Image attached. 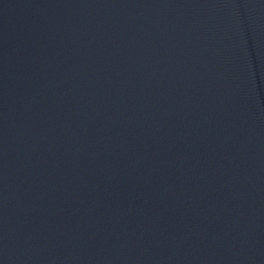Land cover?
<instances>
[{
  "label": "water",
  "instance_id": "water-1",
  "mask_svg": "<svg viewBox=\"0 0 264 264\" xmlns=\"http://www.w3.org/2000/svg\"><path fill=\"white\" fill-rule=\"evenodd\" d=\"M0 264H264V0H0Z\"/></svg>",
  "mask_w": 264,
  "mask_h": 264
}]
</instances>
